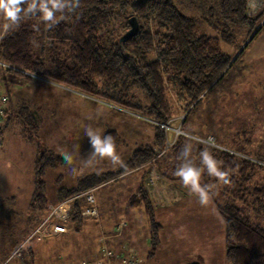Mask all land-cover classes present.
<instances>
[{
    "label": "trees",
    "instance_id": "obj_1",
    "mask_svg": "<svg viewBox=\"0 0 264 264\" xmlns=\"http://www.w3.org/2000/svg\"><path fill=\"white\" fill-rule=\"evenodd\" d=\"M259 13L248 15L246 0H81L77 15H68L51 30L40 16H34L0 39V62L6 71L51 80L141 114L155 124L153 145L137 147L116 170L83 174L75 186L59 188L55 203L149 163L164 179L182 184L175 173L183 162V146L191 144L188 162L199 166L200 153L208 149L228 174V184L206 171L201 176V183L211 186L209 197L224 223L226 260L231 264H264V145L253 146L254 138L249 137L252 127L224 135L230 145L211 133L200 136L213 135L221 147L192 139L199 135L186 129L189 114L211 90H232L245 79L249 64L243 63L242 56L264 26L263 20L257 28L264 11ZM121 17L127 18L123 26L118 25ZM132 17L138 29L121 42L131 29ZM200 23L208 24L213 32L200 29ZM221 42L230 47L224 49ZM195 100L181 123L184 133L175 136L174 143L166 148L168 132L160 124L176 116L178 105L186 110ZM13 110L10 105L7 121L13 117ZM104 135L112 136L116 147L119 145L115 129H107ZM51 157L47 153L37 157L34 164L38 174L55 164ZM56 161L69 164L63 158ZM50 203L45 194H34L31 206L38 217L34 231L47 216ZM87 205L83 197L74 201L69 228L79 230L90 218L81 214ZM129 205H143L150 219V248L145 259L150 261L160 244L162 226L144 184L130 197ZM121 228L117 224L114 231ZM21 249L34 254L25 244ZM13 251L0 249V256L6 259Z\"/></svg>",
    "mask_w": 264,
    "mask_h": 264
},
{
    "label": "rangeland",
    "instance_id": "obj_2",
    "mask_svg": "<svg viewBox=\"0 0 264 264\" xmlns=\"http://www.w3.org/2000/svg\"><path fill=\"white\" fill-rule=\"evenodd\" d=\"M258 20L257 28L264 15ZM126 21V17H121L118 25L123 26ZM3 23L0 17V25ZM200 25L203 31L213 32L208 24ZM263 36L264 26L254 38L252 47ZM220 46L224 49L230 47L222 42ZM242 57L245 63L244 55ZM248 64L243 83L232 90L215 88L198 104L195 100L186 110L178 111L169 122V140L173 142L175 136L184 133L178 129L184 120L182 115L186 116L196 104L186 122V129L199 135L193 137L211 133L230 145L229 138L224 135L252 127L254 137H249L254 138L253 146L264 145V56L254 58ZM235 73L238 74L237 68ZM9 76L18 82H11ZM0 87L14 106L13 117L10 115L7 121L6 115L4 127L0 130V249L10 253L19 244L34 249L33 256L22 251V255L14 257L11 264H82L83 261L90 264L91 255L100 252L101 237L109 228L88 218L79 230H72L65 236L42 237L34 231L38 223L31 206L34 194L43 193L53 200L57 189L76 185L77 178L83 174H106L120 167L108 159L90 156L92 146L84 133L86 128L101 135L107 129L117 130L120 141L116 152L124 164L137 147L153 145L155 124L141 114L51 80L10 73L1 62ZM45 153L54 158L55 164L38 174L34 162ZM65 155L70 156V165L57 163L56 159H65ZM142 174L146 177V186L156 194L154 188L162 177L157 168L149 163L143 167ZM136 180L134 176L101 187L96 205L98 202L102 212L111 213L119 220L127 219L130 210L124 212L120 206L127 200L123 193L134 189ZM172 197H175L174 193L166 195L165 199L172 200ZM131 210L134 218L130 221V228L135 229L132 231L141 240L150 238V219L143 206ZM154 215L162 226L158 264H231L226 260L224 223L210 197L207 205H201L198 198L191 195L171 209L155 211ZM48 228L44 226L43 232ZM152 261L148 264H153Z\"/></svg>",
    "mask_w": 264,
    "mask_h": 264
},
{
    "label": "clouds",
    "instance_id": "obj_3",
    "mask_svg": "<svg viewBox=\"0 0 264 264\" xmlns=\"http://www.w3.org/2000/svg\"><path fill=\"white\" fill-rule=\"evenodd\" d=\"M246 7L249 15H254L264 9V0H246ZM79 9L81 0H0V17L4 21L0 25V39L19 28L27 18L40 16L41 22L51 30L68 15H77ZM84 133L92 146L90 156L99 157L101 160L108 159L114 166H123L112 136L101 135L91 128H86ZM192 139L199 140L198 137ZM207 143L212 144L214 141L209 138ZM180 155L183 162L177 168L176 176L179 177L182 186L198 198L201 205H207L211 186L201 183L202 173L206 171L208 176L218 179L223 184L229 183L228 174L221 169L219 162L208 149L200 153L199 166L188 162L191 158V144H185ZM65 161L70 164V156L65 155Z\"/></svg>",
    "mask_w": 264,
    "mask_h": 264
},
{
    "label": "crops",
    "instance_id": "obj_4",
    "mask_svg": "<svg viewBox=\"0 0 264 264\" xmlns=\"http://www.w3.org/2000/svg\"><path fill=\"white\" fill-rule=\"evenodd\" d=\"M251 47H252V45L249 47V49L246 51V53L244 55L245 61L247 63L252 61L254 58H259V57L264 56V36L261 37L259 40H257L255 42V44L253 45V47L252 48ZM10 105L11 106L13 105L12 101H10ZM178 111H182V109L178 107ZM153 124H154V122H153ZM142 171H143V167H137V168H135L129 172H126L122 175H119L116 178L111 179L105 183H102V184H100L94 188V194H95L96 200H98L99 195L97 194V192L99 191V189L101 187L110 185L111 183L119 181L120 179H129L130 177L136 176L137 180H136L135 188L134 189L131 188L130 189L131 191H129L128 193H125V192L123 193L124 196L127 195V200H126L125 204H122L120 206V210H122L124 212L126 210L127 211L130 210L129 215H127V219L119 220V219H117L118 217H114V215H112L111 213L107 214V213L102 212L100 209V206L98 205V202H97L98 217L97 218H90V219L97 220L98 223L102 224L103 227L109 228V231L106 234L107 236L103 235L101 237V239H102L103 244L105 243L109 248L113 249V251L115 253L121 254V255H127L129 253H134L138 257L145 260L147 253H148V250L150 248V238L146 237L144 240H141L139 237H137V234L132 231V230L135 231V229L130 228V221L132 222V218H134V213L132 212L131 209H135V207H139V206H143V205H135V206L129 205L130 197L134 193L137 192L140 185L145 184V186H146V183H145L146 177H143ZM78 179H79V177L77 178L76 184L78 183ZM154 182H156V181H154ZM172 187H174V188H172ZM146 189L148 191L149 198L152 202L153 208L156 212L161 210V209H163V210L171 209L175 205L180 203L184 198L193 195V194H190L189 191L185 187L182 186V184L177 183V182H173V181H169L167 179H164L163 177H161L159 185H157V183H156V187L154 188V191L156 192V194H153L152 189L150 190L147 186H146ZM58 190L59 189H57V191H56V195H57ZM185 192H186V194H185ZM173 193L175 194V197H172V200L169 199L167 201L165 199V196L169 195V194L172 196ZM55 200H56V197H55V199L50 200V202L51 203L56 202ZM0 208H1V206H0ZM117 220H119V221H117ZM117 224L119 225V227H122L119 232L114 231V226ZM72 230H73L72 228H69L64 233L53 234L51 228L49 227L48 231L43 232V234H41V236L45 237V238L46 237H52V236H62V235L65 236V235L69 234ZM159 246L157 249V254L152 259L153 264L154 263L158 264L157 263V261H159L158 256H159V252L161 251V247H159ZM99 254H100V252L99 253L97 252L94 255H91L92 259L90 260V264H97V261L99 259H105L106 258L103 255H101L102 257L100 258ZM0 260H3V258L1 256H0ZM115 264H118V263H115ZM143 264H148V261H144Z\"/></svg>",
    "mask_w": 264,
    "mask_h": 264
},
{
    "label": "built area",
    "instance_id": "obj_5",
    "mask_svg": "<svg viewBox=\"0 0 264 264\" xmlns=\"http://www.w3.org/2000/svg\"><path fill=\"white\" fill-rule=\"evenodd\" d=\"M104 1H107V0H104ZM260 11H258L254 15L258 14ZM247 14L249 15L248 9H247ZM254 15H250V16H254ZM9 108H10V97L0 87V130H2V128L4 127L6 115H7ZM182 116L185 117V115H182ZM184 117L182 118V120L184 119ZM160 125L165 129L166 133L169 131L170 129L169 123H161ZM180 127L181 126H179L178 129L184 132L182 129H180ZM209 138H211V140L214 141V143H212V146L221 147L219 144L216 143L213 135H209L205 138L200 137L199 139L201 141L208 142ZM173 143H174V140L173 142H171L169 139H167L166 148L171 146ZM0 146H1V140H0ZM78 197H83L85 202L88 204L87 207L82 210L81 214L84 217L97 218L98 209L96 205V197L94 194V189H89L88 191L80 195L73 196L59 203H55V202L50 203L48 205L47 216L39 224L35 232L43 234L44 226H49L53 234H59V233L66 232L69 229L68 221L72 216L73 203ZM22 245H20L16 249V251L12 255H10L8 258L1 260L0 264H9L14 257L21 256L22 255V249H21ZM100 253L106 258L99 259L97 261V264H115V263H120V262L122 264H141L144 262V259L138 257L134 253H129L127 255L114 254V252L105 243L101 246Z\"/></svg>",
    "mask_w": 264,
    "mask_h": 264
},
{
    "label": "water",
    "instance_id": "obj_6",
    "mask_svg": "<svg viewBox=\"0 0 264 264\" xmlns=\"http://www.w3.org/2000/svg\"><path fill=\"white\" fill-rule=\"evenodd\" d=\"M130 23H131V29L122 36L120 40L121 42H124L128 37L133 36L138 29V24L134 17L130 18Z\"/></svg>",
    "mask_w": 264,
    "mask_h": 264
}]
</instances>
